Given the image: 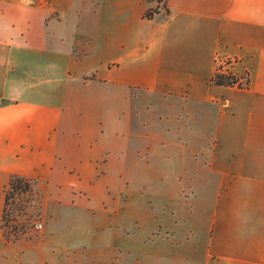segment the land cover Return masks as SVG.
<instances>
[{"label": "crops", "instance_id": "0c3cea01", "mask_svg": "<svg viewBox=\"0 0 264 264\" xmlns=\"http://www.w3.org/2000/svg\"><path fill=\"white\" fill-rule=\"evenodd\" d=\"M162 4L0 0V227L11 176L35 184L49 223L48 188L107 163L110 138L125 135L128 96L146 92L162 106L158 135L196 150L215 176L198 263L264 264V0ZM217 54L238 60L247 88L213 83ZM45 228L11 243L0 230L6 248L20 244L0 264H47Z\"/></svg>", "mask_w": 264, "mask_h": 264}, {"label": "rangeland", "instance_id": "374dc122", "mask_svg": "<svg viewBox=\"0 0 264 264\" xmlns=\"http://www.w3.org/2000/svg\"><path fill=\"white\" fill-rule=\"evenodd\" d=\"M126 106L125 135L110 138L107 163L88 168L81 181L64 175L60 188H48L49 223L44 196L33 182L31 190L14 192L0 227L7 243L38 237L48 223L49 235L39 244L47 264H199L206 242L203 214L215 176L196 150L185 151L158 135L162 106L155 95H129ZM95 175L94 185L88 180ZM79 190L86 196L74 198ZM106 207L117 215L109 219ZM19 249L1 240L0 258Z\"/></svg>", "mask_w": 264, "mask_h": 264}, {"label": "trees", "instance_id": "16d2710c", "mask_svg": "<svg viewBox=\"0 0 264 264\" xmlns=\"http://www.w3.org/2000/svg\"><path fill=\"white\" fill-rule=\"evenodd\" d=\"M148 3L151 2H160L162 0H146ZM163 7L165 8V4H163ZM158 13V10L155 8H148L145 12H144V18L145 19H153L154 16ZM215 85L217 86H232L233 82H232V77L230 76H218V78L213 82ZM7 188H10L12 190V192L7 191ZM32 185H31V181L22 177H18V176H11L8 185L6 186L5 190H4V205H3V209H2V214H1V221L5 220V214H6V208L7 205L9 203V200L13 198L14 192H27L29 190H31Z\"/></svg>", "mask_w": 264, "mask_h": 264}, {"label": "built area", "instance_id": "2783aa9c", "mask_svg": "<svg viewBox=\"0 0 264 264\" xmlns=\"http://www.w3.org/2000/svg\"><path fill=\"white\" fill-rule=\"evenodd\" d=\"M238 60L225 54H217L215 57V72L212 81L214 82L218 76L226 75L232 77V86L238 88H247L249 84V75L247 72L235 73L234 67ZM35 228L41 229V224H36Z\"/></svg>", "mask_w": 264, "mask_h": 264}]
</instances>
